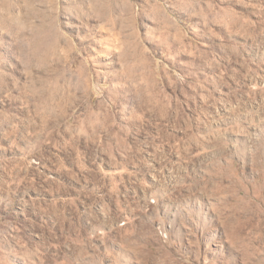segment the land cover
Returning a JSON list of instances; mask_svg holds the SVG:
<instances>
[{"label":"rangeland","instance_id":"rangeland-1","mask_svg":"<svg viewBox=\"0 0 264 264\" xmlns=\"http://www.w3.org/2000/svg\"><path fill=\"white\" fill-rule=\"evenodd\" d=\"M0 264H264V0H0Z\"/></svg>","mask_w":264,"mask_h":264}]
</instances>
